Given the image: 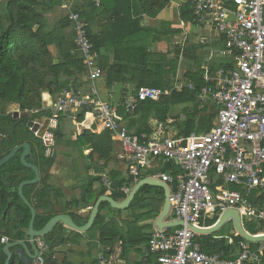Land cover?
<instances>
[{"label":"built area","instance_id":"built-area-1","mask_svg":"<svg viewBox=\"0 0 264 264\" xmlns=\"http://www.w3.org/2000/svg\"><path fill=\"white\" fill-rule=\"evenodd\" d=\"M189 1L195 22H212L224 36L220 52L236 59L235 66L220 69L217 76H202L205 84L198 90V99H210L216 106V122L210 130L182 136L169 133L164 122L156 121L151 133L130 132L115 107L101 99L91 84L87 91L64 90L52 105L48 125L44 129L40 121L34 120L39 127L33 132L49 148L53 144L49 129L56 126L58 117L84 108L118 142L120 159L126 163L129 175L139 178L151 169L149 177L169 184L171 211L185 225L171 233L152 232L147 256L153 255L155 260L148 264H261L264 241L256 248L242 242L235 257L225 258L220 253L203 251L196 240L199 234L186 223L209 227L205 224L208 219L215 217L216 222L229 208L236 209L241 218L264 220V0ZM65 7L68 20L74 24L75 44L87 78L93 83L103 70L87 37V23ZM162 94L160 88L139 86L135 95L127 97L125 110L133 111L141 100H157ZM158 160L176 163L179 173L161 171L163 165L156 164ZM101 182L110 187L107 177ZM229 184L238 188L230 189ZM120 189L124 193L129 190L125 185ZM10 241L0 234L1 244ZM35 241L38 252L31 264H45L47 243L41 237ZM98 264L110 262L99 255Z\"/></svg>","mask_w":264,"mask_h":264},{"label":"crops","instance_id":"crops-1","mask_svg":"<svg viewBox=\"0 0 264 264\" xmlns=\"http://www.w3.org/2000/svg\"><path fill=\"white\" fill-rule=\"evenodd\" d=\"M7 1L8 0H5L6 4ZM59 1L60 2L54 4H48L47 8L43 11V17H45L47 21L46 27L48 29L54 24V22L67 16L68 9L65 6H68L69 9L73 11V7L81 0ZM94 2L98 3L96 0H94ZM190 6L189 0H167V4L162 7L155 16H143L141 18L140 25L151 29V32H128V27L126 29L121 27L120 32L124 33L126 37H117V39H120L119 51L120 57H123V59L118 61L114 58L113 51L115 46H112L111 42L114 41L112 43H117V41L116 39H111V41H109L110 44L104 45L97 50V63L103 70L102 75L95 79L93 83L87 78L86 72L77 78L70 77L71 84L75 85L72 89H77V91H87L91 84H93L96 87L98 96L107 101L111 106L115 107L116 112L121 117L122 123L126 127L127 125H130L133 128H137L140 126L138 114L134 113L126 115L124 103L129 95L135 93V88L139 81L160 78L163 83L162 86H164L163 92L168 95L172 89L181 90L186 87L192 90L198 85L197 83L200 82V84H202L204 81L202 76L204 74L217 76L220 69L226 70L231 66H235L236 59L234 56L220 52L223 48L224 36L218 32L210 21L200 24L196 23L192 16ZM40 10L43 9L40 8ZM0 16L4 18L6 16V10L1 12ZM112 21L113 18L107 19V16L104 13H101L90 21V29L93 32L101 31L103 27L111 24ZM36 28L37 26L34 27V29ZM143 47H145L148 54H142ZM50 48L53 52L55 51L54 46ZM115 64H118L121 67L119 74L120 81H114L110 85H107V70ZM155 65L162 66L160 73H157L158 69ZM118 69L119 68H117V70ZM41 96L43 107L51 110L56 96H52L48 91H43ZM196 99V101H198L196 104L186 98L177 103L174 101L170 103L167 118L165 121H162L165 124L164 127L169 133L184 136L179 131V123L184 120L186 116L185 111L190 108L196 106L199 114L204 113L202 110L203 108L208 109L210 113L216 111V106L210 99L201 101L198 99V96H196ZM9 110L12 112H20L17 110V107L16 109L9 108ZM78 115L79 110L62 115L57 119L56 126L51 128L52 132L53 129L54 131L56 129L62 134V136L59 140L53 138V144L49 148H46L45 154L47 156L54 155L55 161L48 170V177H45L44 173H41L38 168L39 180L37 185L38 187H41V179L45 177L44 181L46 184L53 188L50 199L53 203V210L55 211L54 215L63 213L69 214L72 217L71 213H73L74 218H72L74 219V222L76 223L77 221L75 219H77L80 223L78 222V224H76L83 225L86 223L92 207L100 196L108 195L113 199L120 201L128 195L140 179L146 177L157 180L159 179L149 177V175L153 173V170L151 169L142 173L139 178H133L129 175L126 163L120 159L119 144L114 139L111 132L110 136L113 140L114 149L112 157L108 161L105 162L103 159H97L95 155L94 158H91L90 160V150H85L82 153L79 152L78 147L73 144L76 136L80 134L84 128L95 130L97 132L102 131L103 128L92 115L85 112L82 120L77 118ZM214 120L215 117L212 118L211 128L215 123ZM37 121L42 123L44 129L45 126L48 125V118H41ZM156 121H158L157 117L152 113L147 119L148 131L145 133H151L154 130ZM207 131L208 130L198 132L192 131L191 133L201 134ZM156 164H162L161 171H170L173 175L178 174L180 171L178 165L171 161H166L164 163L158 160ZM98 165L105 166L101 169L98 168ZM120 172L121 176L125 179V186H127L129 190L128 193L123 192L124 197L114 198L111 194L113 189L104 186L101 180L103 177H107L109 181L112 178L120 181ZM129 177L133 178V182L128 181ZM89 181L92 182L93 191L87 196L86 194L84 195V186H86V183ZM124 183L122 184L123 186ZM165 184L169 189V184ZM170 186L174 187V184H170ZM155 187L154 190L150 184H143L139 187L133 198V200L137 199L136 203L139 205V207L133 205L136 207V210H133L132 208L134 207L131 206L133 200L129 207L125 209L115 208V210H113L114 208L111 207L108 202V205H104V207L100 209L101 204L106 202L102 201L95 217L96 219L99 214L98 219H100L101 223L99 222L98 225L95 226L92 224V226L85 232L69 228L60 222L57 223L56 226L58 224L62 225L64 241L52 249L51 263L98 264L99 255L106 257L110 264H148V262H153L155 257L153 255L147 256L148 238L152 232L156 230L154 228V222L162 211L165 197L164 189L157 185H155ZM227 187L230 189L238 188L233 184H229ZM119 191L120 187L117 188L115 192ZM77 201L79 202L77 203ZM35 211L37 214L38 211L42 212V209ZM138 213H143L145 216L136 219L135 217ZM5 217V214L0 215V232L4 229ZM163 220L169 225L176 220L171 211V207L168 216ZM209 220L211 219H208L207 221ZM242 221L244 222L243 218ZM208 226H211V224ZM175 228L176 227L171 226L163 229V232L171 233ZM116 229L119 230L117 237L110 239L109 237L111 233L115 232ZM26 231L27 229L25 230L22 239L15 240L10 238L11 241L20 240L27 243L28 236L26 235ZM101 232H104L105 236H102ZM232 233L236 234L235 230L230 234ZM224 237L230 243L232 242L231 236L224 235ZM36 238L38 237H35L34 241ZM2 245L4 246V244ZM3 246L1 250L4 255V260L0 264H4L6 260V255L3 253ZM28 248L32 252L30 245H28ZM238 251L239 248L235 251V255L229 258L235 257ZM92 253H94L95 256L92 259V262H90ZM11 264L24 263L19 260L18 257L13 256ZM261 264H264V257Z\"/></svg>","mask_w":264,"mask_h":264},{"label":"trees","instance_id":"trees-1","mask_svg":"<svg viewBox=\"0 0 264 264\" xmlns=\"http://www.w3.org/2000/svg\"><path fill=\"white\" fill-rule=\"evenodd\" d=\"M56 2L60 1L8 0L6 16L4 18L0 16V158L9 153L14 146L29 142L32 146V153L27 156L26 160L31 164L37 165L45 177H48V170L54 163L55 157L54 155L47 156L45 154L46 146L41 138L36 136L27 126V122L29 120L51 117L52 109L49 110L42 105L41 94L43 91H48L52 96L55 95L56 97L64 90L77 92V89H72L75 85L71 84L70 77L77 78L86 72L83 59L75 44L73 22L68 20L67 16H64L54 22L49 29L46 27L47 21L43 17V11L48 4ZM166 4L167 0H98V3H95L94 0H81L73 7V11L78 13L82 21L87 23L86 32L92 44V49L97 51L102 46L110 44L109 41L111 39H116L117 43L111 42L112 46H115L113 56L120 61L123 57H120V39H117V37H126L124 33L120 32L121 27H124V29L128 27V32H151V29L140 25L141 18L143 16H155ZM40 8L43 10H40ZM190 9L193 16L192 5ZM101 13H104L107 19L113 18V21L103 27L101 31L93 32L90 29V21ZM35 26H37L36 29H34ZM52 46H54V52L50 48ZM143 48L142 54H148L145 47ZM155 67L158 69L157 73H160L162 66L155 65ZM117 68L119 69L117 70ZM120 69L121 67L118 64L108 68L107 85L114 81H120ZM162 84L160 78L141 80L137 83L133 95L136 94L138 87L142 85L159 87L163 91L164 86ZM197 84L192 90L186 87L181 90L172 89L168 95L162 94L157 100H141L133 111L125 110L126 115L138 114L140 123V126L134 127L135 129L127 125V129L136 134L145 133L148 131L147 119L152 113L156 115L158 121H165L172 101L177 103L186 98L195 104L198 103L196 101L198 90L205 83L203 81L202 84L200 82ZM11 103L15 104L20 112L26 111L27 117H14L13 112L8 109V105ZM196 108L195 106L186 110L184 120L179 123V131L184 136L189 135L192 131H206L211 128V121L215 117V111L210 113L208 109L203 108L204 113L199 114ZM85 112L84 108L80 109L77 118L82 120ZM62 115L64 114L60 116ZM102 128L103 130L100 132L84 128L76 136L73 144L78 147L81 153L85 150H90V160L95 155L97 159H103L106 162L112 157L114 146L110 131L104 127ZM49 132L52 133L53 138L56 140H59L62 136L56 129L55 131L53 129L52 132L50 128ZM21 152L19 150L15 156L0 166V215H6L4 229L0 234L7 235L15 240L24 237V232L31 218L29 208L18 196L17 186L21 181L32 179L35 176L32 169L23 166L20 162L19 156ZM104 166L98 165V168L102 169ZM44 178L41 179V187H38L37 183L23 187L25 197L31 202L35 210L42 209V212L38 211L34 220V228L37 230L41 229L55 212L50 199L53 188L46 184ZM110 181V188L113 189L111 192L112 196L114 198L124 197L121 189L119 192H115L117 188L123 186L122 184L125 181L121 176V172L120 181L113 178ZM128 181L133 182V178L129 177ZM124 185L126 184L124 183ZM84 187V195L88 196L93 191L92 182L89 181ZM136 200H133L131 206L139 207ZM104 205H108V203L103 202L100 209ZM135 206H133V210H136ZM71 215L74 218V214L71 213ZM98 216L93 226L98 225L100 222ZM144 216L145 214L138 213L135 218L140 219ZM75 220L77 224L78 222L80 223L79 220ZM215 220L216 218L213 217L206 224L210 225ZM254 220L244 221V228L252 235L264 234V220H255L256 222ZM220 230L217 232H220ZM217 232L196 236V240L200 242L203 251L207 253L217 252L225 258H229L235 255L240 243L248 242L240 235L232 233L229 235L232 237V242L230 243L223 234H218ZM118 233L119 230L116 229L109 238L117 237ZM63 234L62 225L58 224L52 232L42 237L48 246L45 254L46 262L51 263V251L64 241ZM101 235L105 236L104 232H101ZM248 243L251 248H256L259 244L258 242ZM2 246L0 243V263L4 260L1 250Z\"/></svg>","mask_w":264,"mask_h":264},{"label":"water","instance_id":"water-1","mask_svg":"<svg viewBox=\"0 0 264 264\" xmlns=\"http://www.w3.org/2000/svg\"><path fill=\"white\" fill-rule=\"evenodd\" d=\"M13 116L25 118V117H27V112L26 111H22V112L14 111ZM27 126L32 131H35L39 127V124L37 122H34L33 120H29L27 122ZM20 149L22 150L20 157H19L20 162L22 163V165L32 169L34 174H35L34 178L21 181L18 185V188H17V192H18L19 197L28 206V208L30 209V213H31V218H30L28 228L26 231V235L28 236V241L26 243L25 241L18 240V241H11V242L4 244L3 253L6 255V260H5L4 264H11V259L13 256L18 257V259L21 260L24 264H31L32 259L35 258V256L37 255V252H38L36 242L34 241L35 237L46 236L55 228L56 224L59 222L64 224L65 226H67L69 228L78 230L80 232H85L92 226V224L95 220V217L98 213L99 206H100L102 201L108 202L110 204V206L113 208L125 209V208L129 207V205L131 204V202L135 196V193L137 192L139 187L143 184L157 185V186H160L164 189V196L165 197H164L163 208H162L160 215L156 218V220L154 222V228L158 232H162L163 229H166V228L171 227V226L177 227V226L185 225L184 221L179 220V219L174 220L173 223L170 225L167 224L166 222H164L163 219H165V217L168 216L169 211H170V207H171L170 200H169L168 186L165 183H163L157 179L146 177V178L140 179L135 184V186L132 188V190L128 193V195L120 201H117L108 195L100 196L96 200L94 206L92 207L86 223L83 225H77L74 222V219L69 214L59 213V214H56V215L50 217V219L44 224V226L41 229H38V230L34 229L33 224H34V220H35L36 211H35L34 207L32 206V204L26 199V197L24 196L23 191H22L23 186L28 185V184L37 183L39 180L38 167L36 165L28 163L26 161V157L28 155H30L32 152L30 144L28 142H23L19 145H16L15 147H13L9 151V153H7L5 156L0 158V166H2L9 159H11ZM229 221L232 223V226H233L236 234L240 235L244 240H246L248 242L264 241V234L252 235L244 228L242 218L236 209H231V208L226 209L220 215L218 220L213 225H211L209 227L200 228V227H196L190 223H186V225H187V227H190L194 232L201 235V234L214 233L217 230H219L225 223H227ZM28 245L31 246L32 252L29 250ZM14 247H16V248H14Z\"/></svg>","mask_w":264,"mask_h":264},{"label":"rangeland","instance_id":"rangeland-1","mask_svg":"<svg viewBox=\"0 0 264 264\" xmlns=\"http://www.w3.org/2000/svg\"><path fill=\"white\" fill-rule=\"evenodd\" d=\"M6 10V3H5V0H0V13L1 12H4ZM16 109V106L15 104H9L8 105V109ZM214 122H216V118L214 120ZM152 189L154 190L156 187L155 185H151ZM115 210V208L113 209ZM244 221H247V220H254L253 218L249 217V216H244L243 217ZM255 221V220H254ZM256 222V221H255ZM233 226H232V223L231 222H227L220 230V232H217L218 234H223V235H230V233L233 231ZM94 253H92L91 255V261L92 262V259L94 258Z\"/></svg>","mask_w":264,"mask_h":264},{"label":"flooded vegetation","instance_id":"flooded-vegetation-1","mask_svg":"<svg viewBox=\"0 0 264 264\" xmlns=\"http://www.w3.org/2000/svg\"><path fill=\"white\" fill-rule=\"evenodd\" d=\"M36 245H37V244H36ZM37 250H38V249H37ZM33 259H34V258H33ZM33 259H32V261H33ZM45 264H52V263H50V262H48V261H47V262L45 261Z\"/></svg>","mask_w":264,"mask_h":264}]
</instances>
